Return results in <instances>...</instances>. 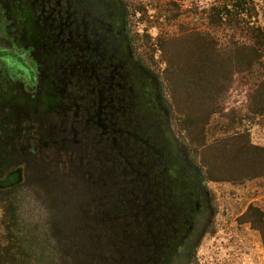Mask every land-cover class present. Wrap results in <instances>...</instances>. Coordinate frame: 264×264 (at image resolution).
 Segmentation results:
<instances>
[{"label": "flooded vegetation", "instance_id": "obj_1", "mask_svg": "<svg viewBox=\"0 0 264 264\" xmlns=\"http://www.w3.org/2000/svg\"><path fill=\"white\" fill-rule=\"evenodd\" d=\"M6 178L16 183L1 191L47 194L41 207L62 213L52 222L80 230L102 264L193 263L215 215L211 182L125 0H0Z\"/></svg>", "mask_w": 264, "mask_h": 264}, {"label": "trees", "instance_id": "obj_2", "mask_svg": "<svg viewBox=\"0 0 264 264\" xmlns=\"http://www.w3.org/2000/svg\"><path fill=\"white\" fill-rule=\"evenodd\" d=\"M146 1L133 16L141 12L144 20L168 27L190 20L182 22L180 35L166 32L158 49L146 54L152 61L157 51L163 56L161 79L175 124L202 157L196 161L205 179L234 186L263 180L264 145L253 141V128L264 127V0H218L210 9L190 10L174 1L162 11ZM145 39L152 42L149 34ZM237 84L246 87L248 104L228 109L225 100ZM15 181H0V264H58L49 234L21 223L18 191H1ZM238 223L258 232L264 249V210L250 205ZM93 261L102 264L101 258Z\"/></svg>", "mask_w": 264, "mask_h": 264}, {"label": "rangeland", "instance_id": "obj_3", "mask_svg": "<svg viewBox=\"0 0 264 264\" xmlns=\"http://www.w3.org/2000/svg\"><path fill=\"white\" fill-rule=\"evenodd\" d=\"M159 6V10H166L172 2H177L183 10H190L196 7L200 9H210L218 0H153ZM260 1V0H257ZM130 6L131 12L141 5H146V0H125ZM133 9V10H132ZM263 19H261L262 21ZM135 32L139 37L142 51L150 54L152 48L158 49V41L166 32L171 35H180L182 20L166 26L152 20L140 12L133 16ZM192 22V21H191ZM152 37V42L147 44L146 35ZM161 52L157 51L154 60H150L152 67L160 74L162 78L164 64ZM247 89L241 85H236L230 96L225 100V106L228 109L245 108L248 104ZM176 129L185 141L186 135L182 133L178 125ZM253 141L257 144L264 145V127L253 128ZM190 148V147H189ZM194 158L201 163V156L192 152ZM210 189L214 196L215 215L213 222L208 228L207 235L199 244L196 252V258L192 264H264V249L261 237L258 232L251 229L249 225L240 226L238 219L245 213L250 205H256L264 210V179L252 181L243 185L234 186L230 184L210 183ZM25 188L19 194L21 201V210L23 220L22 224H34L35 231L48 233L50 239H53L56 247V256L58 264H95L93 259H99L100 256L92 253L88 247L90 244L80 240V230L75 231V226L67 225L63 222L54 223L52 218L62 214L58 210L50 211L47 205L41 207L45 199L39 200V197H47V194H41L38 198L34 195L23 194ZM45 197V198H46ZM50 198V197H49ZM50 199L47 200L46 204ZM43 206V205H42ZM49 209V210H46ZM31 229V227H28ZM215 230V233H213ZM50 231V232H49ZM89 244V245H88ZM91 246V245H90ZM92 248V247H91ZM89 253H88V252ZM118 260V259H117ZM115 262V261H114Z\"/></svg>", "mask_w": 264, "mask_h": 264}]
</instances>
